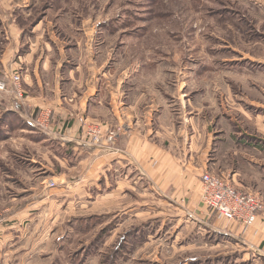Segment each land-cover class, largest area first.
<instances>
[{
  "label": "rangeland",
  "instance_id": "rangeland-1",
  "mask_svg": "<svg viewBox=\"0 0 264 264\" xmlns=\"http://www.w3.org/2000/svg\"><path fill=\"white\" fill-rule=\"evenodd\" d=\"M27 1L29 22L41 19L46 32H106L98 41L111 65L125 58L137 73L152 71L170 110L208 127L215 162L217 128L250 131L264 115V83L255 79L264 80V0ZM2 114L0 264H264L199 212L155 193L119 196L117 172L110 190L76 196L75 181H53L59 146L40 147L39 137L17 131L21 118Z\"/></svg>",
  "mask_w": 264,
  "mask_h": 264
},
{
  "label": "crops",
  "instance_id": "crops-1",
  "mask_svg": "<svg viewBox=\"0 0 264 264\" xmlns=\"http://www.w3.org/2000/svg\"><path fill=\"white\" fill-rule=\"evenodd\" d=\"M27 3L0 0V81L18 74L22 92L20 99L0 94V112L21 118L17 131L39 137L34 142L40 147L48 140L59 146L61 156L53 159L61 171L53 181H75L71 193L97 196L110 190L109 176L117 172L112 191L119 196H164L182 212H199L211 220L209 226L217 223V234L231 246L264 258V208L253 226L244 227L202 208L199 200V178L206 171L225 176L241 191L263 192L264 115H256L250 131L217 128L215 162L208 127L185 111L174 114L159 98L152 71L137 73V63L125 58L110 64L107 44L98 41L109 38L106 32H46L41 19L29 22ZM255 77L264 83L263 76ZM42 114L57 136L46 138L30 125ZM88 125L100 128L99 140H87ZM111 132H117L113 142Z\"/></svg>",
  "mask_w": 264,
  "mask_h": 264
},
{
  "label": "built area",
  "instance_id": "built-area-1",
  "mask_svg": "<svg viewBox=\"0 0 264 264\" xmlns=\"http://www.w3.org/2000/svg\"><path fill=\"white\" fill-rule=\"evenodd\" d=\"M7 82L0 81V94L5 93L15 99L22 98L20 87L21 78L18 74L7 76ZM31 122V123H30ZM30 125L47 136L56 135L49 122V116L40 115L30 121ZM87 140L95 142L100 138V128L88 125L84 132ZM117 132L109 134V140L113 142ZM200 193L199 200L202 208L209 209L227 222L236 221L244 227H251L257 216L263 211L264 203L262 197L250 191H241L235 188L225 176L204 172L199 178ZM51 182L49 186H53Z\"/></svg>",
  "mask_w": 264,
  "mask_h": 264
}]
</instances>
